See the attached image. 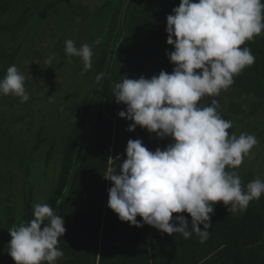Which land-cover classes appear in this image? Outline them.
Listing matches in <instances>:
<instances>
[{"label":"clouds","instance_id":"clouds-1","mask_svg":"<svg viewBox=\"0 0 264 264\" xmlns=\"http://www.w3.org/2000/svg\"><path fill=\"white\" fill-rule=\"evenodd\" d=\"M166 21V42L174 46L166 55L175 65L173 71L161 70L151 78L126 77L115 83L113 93L117 103L126 105L118 115L132 121L128 131L140 126L157 137H171L172 142L151 151L142 140L129 139L119 172L109 168L104 175L113 182L107 206L130 226L148 224L185 239L194 232L203 243L212 227L213 205L222 202L229 212L244 211L264 194V180L256 178L245 189L238 174L226 170L238 168L245 156L252 155L258 144L255 135H230L232 122L222 118L216 100L211 106L198 105L205 95L219 96L234 83V76L255 63L251 49L241 45L264 31V3L180 0ZM65 53L80 57L84 71L91 68L88 44L77 48L68 39ZM52 59L48 58L49 65ZM9 94L21 102L29 99L25 77L15 65L0 79V95ZM33 209L31 221L8 229V254L15 264H55L64 255L57 245L66 231L65 221L48 204L36 203ZM184 212L190 214L191 226L184 215L173 217Z\"/></svg>","mask_w":264,"mask_h":264},{"label":"trees","instance_id":"trees-1","mask_svg":"<svg viewBox=\"0 0 264 264\" xmlns=\"http://www.w3.org/2000/svg\"><path fill=\"white\" fill-rule=\"evenodd\" d=\"M261 2L264 3V0ZM52 3V0H0V54L3 56L0 60V79L6 75L5 67L13 64L9 61L14 62L16 58L15 53H5L3 45L20 42L12 36L4 42L2 33L5 28L8 27L10 33L23 34L27 21L32 19L34 13L37 11L44 16L51 11ZM179 3L180 0H117L114 4L107 27L109 41L106 46H101L94 67L88 72L93 78L90 81L91 89L82 103L77 104L76 115L69 121V131L59 151L61 161L54 195L45 203L65 221L66 231L57 245L64 255L55 264H264L262 197L251 201L240 215L229 212L222 202L213 205L212 227L208 229V238L203 243L194 232L185 239L182 234L169 235L148 224L130 226L107 206L108 189L113 182L105 179L104 175L109 168L119 172L123 160L127 158L129 139L142 140L143 145L151 151L158 147L163 150L172 142L171 137H157L140 126L128 131L132 121L118 115L121 110L126 111V105L114 100L113 88L115 83L126 77L151 78L161 70L168 73L173 71L175 65L166 55V51L174 50V46L166 42V17ZM72 15L71 18L76 17ZM67 22L71 25L74 23ZM244 47L251 49L255 63L234 76L232 85L264 101V31L241 45V48ZM62 55L69 65L75 66L78 74V57H69L65 51ZM101 73L104 74L103 78L97 81L96 77ZM4 96L0 95V99ZM212 101L204 103L202 97L198 105L211 106ZM217 111L223 119L230 120L220 107ZM0 125L2 153L1 146L14 148V143L2 141L6 131ZM232 125L227 130L230 135L234 129L233 122ZM5 134L8 137L9 133ZM47 140L48 136L41 126L32 154ZM50 144L48 163L55 153L57 142L51 141ZM226 170L233 171L227 167ZM20 171L29 172L30 167L20 168ZM26 181L22 190L24 202L20 209H16L9 194L5 199L8 202L4 210V224L8 229L14 227V222L18 226L34 218V188ZM242 188L246 189V186L242 184ZM177 215H184L191 226L190 214L173 213V217ZM137 220L142 221V218L137 216ZM45 223L48 221L45 220ZM199 227L203 229L202 224ZM0 264H15V261L7 252L0 256Z\"/></svg>","mask_w":264,"mask_h":264},{"label":"rangeland","instance_id":"rangeland-1","mask_svg":"<svg viewBox=\"0 0 264 264\" xmlns=\"http://www.w3.org/2000/svg\"><path fill=\"white\" fill-rule=\"evenodd\" d=\"M116 1L52 0L51 11L44 16L36 11L32 19L27 21L23 34L10 33L8 27L2 33L4 42L10 36L20 41L18 44L3 45V50L7 54L15 53L14 62L9 63H13L25 77V89L29 99L21 102L19 97L11 94L0 99V124L5 133H9L8 137L3 134L2 141L9 140L14 143V148L1 146L0 153V256L8 252L11 240L4 224L7 195L13 198L16 209H20L24 202L22 190L26 180L34 188L33 205L45 204L54 195L61 161L60 147L69 131V121L76 115L77 104L82 103L90 92V81L93 78L88 72L94 67L101 46H106L109 41L107 27ZM72 14L76 17L71 18ZM68 20L76 21L71 25ZM68 39L73 40L77 48L83 44L91 46L92 66L88 71H84L80 57L77 61L81 72H78L79 75L75 72V66L64 60L62 52L65 51V41ZM49 57H53L51 65L47 63ZM2 59L0 54V60ZM1 70L2 68L0 72ZM203 99L204 103L209 100L218 102L221 110L234 124L231 134L237 137L241 133L253 134L258 140V144L252 149V155L245 156L243 163L233 169L240 174L243 186H247L256 178L264 180V101L253 94H247L235 85L221 90L219 96L205 95ZM41 126L48 140L32 154L37 141V131ZM1 134L0 130V136ZM51 141L57 142V145L48 163ZM27 167H30L29 172L20 171V168ZM261 197L264 200V194ZM242 212L232 213L240 215Z\"/></svg>","mask_w":264,"mask_h":264}]
</instances>
